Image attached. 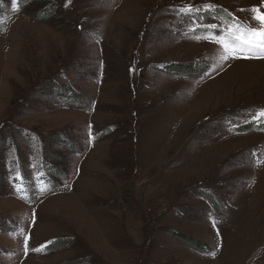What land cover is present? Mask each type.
<instances>
[{"label":"rangeland","instance_id":"obj_1","mask_svg":"<svg viewBox=\"0 0 264 264\" xmlns=\"http://www.w3.org/2000/svg\"><path fill=\"white\" fill-rule=\"evenodd\" d=\"M16 7L0 0V264H264V129L234 130L264 110V58L221 60L180 13L249 25L264 0ZM32 136L56 184L22 199Z\"/></svg>","mask_w":264,"mask_h":264},{"label":"snow or ice","instance_id":"obj_2","mask_svg":"<svg viewBox=\"0 0 264 264\" xmlns=\"http://www.w3.org/2000/svg\"><path fill=\"white\" fill-rule=\"evenodd\" d=\"M12 2L15 7L17 0H12ZM208 7L211 8L213 6L209 5ZM188 11L191 12L193 9L189 7ZM251 11L254 14L253 19L257 22L256 24H236L234 26H229L226 34L215 40L223 49V54L220 57L221 60L241 57L264 58V13L260 12L257 8H253ZM0 23L3 22L0 21ZM209 27L215 29L217 25L213 24ZM259 115L264 116V110H262Z\"/></svg>","mask_w":264,"mask_h":264},{"label":"trees","instance_id":"obj_3","mask_svg":"<svg viewBox=\"0 0 264 264\" xmlns=\"http://www.w3.org/2000/svg\"><path fill=\"white\" fill-rule=\"evenodd\" d=\"M46 0H21V2H20V5H30V4H32V3H41V2H43V4H44V2H45ZM220 15H222L221 13H219ZM77 101H78V104L79 103H81L82 101H81V99L79 100V99H77ZM248 129V128H247ZM19 159H21V157L19 156L18 157ZM48 171H50V173L51 174H54V169H48ZM85 264V263H84Z\"/></svg>","mask_w":264,"mask_h":264}]
</instances>
